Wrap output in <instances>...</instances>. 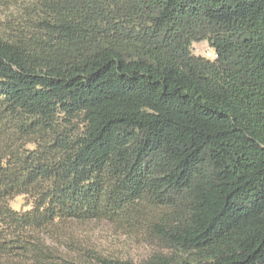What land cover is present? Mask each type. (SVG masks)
Wrapping results in <instances>:
<instances>
[{
    "label": "trees",
    "instance_id": "obj_1",
    "mask_svg": "<svg viewBox=\"0 0 264 264\" xmlns=\"http://www.w3.org/2000/svg\"><path fill=\"white\" fill-rule=\"evenodd\" d=\"M0 264H264V0H0Z\"/></svg>",
    "mask_w": 264,
    "mask_h": 264
},
{
    "label": "rangeland",
    "instance_id": "obj_2",
    "mask_svg": "<svg viewBox=\"0 0 264 264\" xmlns=\"http://www.w3.org/2000/svg\"><path fill=\"white\" fill-rule=\"evenodd\" d=\"M208 50L204 41L192 44V52L196 55H205ZM23 203L24 198L17 196L10 201V206L14 210H19L23 207ZM141 237L127 235L105 221H89L83 224L66 223L56 228L48 239H58L64 247L66 244L74 243L79 246L86 241L102 252L140 263L157 250L154 245Z\"/></svg>",
    "mask_w": 264,
    "mask_h": 264
},
{
    "label": "built area",
    "instance_id": "obj_3",
    "mask_svg": "<svg viewBox=\"0 0 264 264\" xmlns=\"http://www.w3.org/2000/svg\"><path fill=\"white\" fill-rule=\"evenodd\" d=\"M205 56H206L207 58H209V59H214L216 55H215L214 51H212V50H208V51L206 52Z\"/></svg>",
    "mask_w": 264,
    "mask_h": 264
}]
</instances>
